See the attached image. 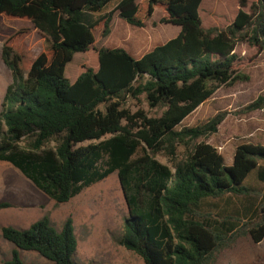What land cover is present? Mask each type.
Wrapping results in <instances>:
<instances>
[{
    "label": "trees",
    "instance_id": "1",
    "mask_svg": "<svg viewBox=\"0 0 264 264\" xmlns=\"http://www.w3.org/2000/svg\"><path fill=\"white\" fill-rule=\"evenodd\" d=\"M201 1L0 0L5 22H28L45 40L35 58L6 43L1 48L11 82L0 112V162L55 204L116 172L128 209L118 244L144 264H216L218 253L239 236L254 243L264 239V146H237L232 165L225 166L217 149L195 143L217 132L223 114L178 129L218 89L244 78L234 70L238 41L264 51V0L249 12L246 0H239L223 30L202 28ZM157 6L167 14L162 23L179 27L174 38L140 58L121 48H101L97 70L87 68L69 82L66 65L75 53L90 51L99 24L103 37L115 14L142 28ZM141 96L150 108H164L160 116L124 107L125 97ZM263 108L261 95L246 110ZM160 152L170 166L154 158ZM251 175L262 191L246 223L203 211L208 200L249 196L244 183ZM9 206L0 203V209ZM1 236L14 246L2 264H24L19 251L34 252L46 264H76L71 218L60 230L44 216L25 230L2 227Z\"/></svg>",
    "mask_w": 264,
    "mask_h": 264
},
{
    "label": "rangeland",
    "instance_id": "2",
    "mask_svg": "<svg viewBox=\"0 0 264 264\" xmlns=\"http://www.w3.org/2000/svg\"><path fill=\"white\" fill-rule=\"evenodd\" d=\"M257 0H246L244 11ZM239 10V0H202L199 16L203 29H225ZM165 10L157 6L142 28H135L113 15L109 23V34L102 36L103 23L96 27L94 44L90 51L75 53L65 67L64 75L73 83L87 68L97 70V51L101 48H121L134 58H140L171 38L179 27L162 23ZM160 36V37H159ZM20 48L35 58L42 52L45 40L42 34L34 32L28 22H5L0 17V54L3 44ZM237 60L234 63L236 74L244 77L232 86L218 89L206 102L184 119L178 129L195 127L207 123L217 114L224 119L217 132L202 137L195 143H206L217 149L225 166H231L237 146L253 144L264 146V108L247 111L258 96L264 95V51L238 41L235 47ZM11 82V74L0 57V112L6 87ZM124 107L130 112L142 110L148 117H158L162 107L150 108L144 96L138 100L125 97ZM88 143H84L86 145ZM54 144L51 143L50 146ZM183 149L177 148V158L183 156ZM154 158L161 164L170 166L169 159L162 153ZM249 196H225L218 200L206 201L202 209L213 218H236L243 225L259 203L262 185L251 175L244 183ZM0 203L10 206L0 209V264L11 257L14 246L1 236V228L12 226L25 230L32 223L48 217L51 225L60 230L64 221L71 218L77 249L74 255L76 264H144L136 254L118 244L123 234L124 220L128 209L114 172L104 180L84 189L80 194L64 204H55L36 189L16 169L0 162ZM24 264H46L47 261L34 252L19 251ZM216 264H264V239L254 243L248 236H239L230 246L217 255Z\"/></svg>",
    "mask_w": 264,
    "mask_h": 264
},
{
    "label": "crops",
    "instance_id": "3",
    "mask_svg": "<svg viewBox=\"0 0 264 264\" xmlns=\"http://www.w3.org/2000/svg\"><path fill=\"white\" fill-rule=\"evenodd\" d=\"M4 21V20H3ZM32 27H33V25H32ZM33 30H34V32H37V30L33 27Z\"/></svg>",
    "mask_w": 264,
    "mask_h": 264
},
{
    "label": "bare ground",
    "instance_id": "4",
    "mask_svg": "<svg viewBox=\"0 0 264 264\" xmlns=\"http://www.w3.org/2000/svg\"><path fill=\"white\" fill-rule=\"evenodd\" d=\"M160 37V36H159Z\"/></svg>",
    "mask_w": 264,
    "mask_h": 264
}]
</instances>
